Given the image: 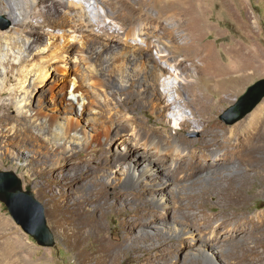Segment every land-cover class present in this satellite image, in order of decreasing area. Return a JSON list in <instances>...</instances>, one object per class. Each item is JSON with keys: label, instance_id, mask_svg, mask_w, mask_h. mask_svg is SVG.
I'll list each match as a JSON object with an SVG mask.
<instances>
[{"label": "rangeland", "instance_id": "1", "mask_svg": "<svg viewBox=\"0 0 264 264\" xmlns=\"http://www.w3.org/2000/svg\"><path fill=\"white\" fill-rule=\"evenodd\" d=\"M182 1L185 2L176 3L173 9L181 12V22L187 27L189 39L192 38L194 43L191 46L179 44L177 48L160 46L168 51L170 49L172 54L177 53L175 61L193 59L198 66L205 65L200 67L206 78L192 90L174 84L177 92L171 90L167 100L175 101L181 111L175 116L172 115V105L165 111V116L160 117L153 105L161 103L151 99H148L147 106L136 109V115L163 132L168 129L163 126L164 120L174 132L181 115L192 117L191 111L199 107L193 102L200 101L204 103L201 106L206 105L202 114L204 127L193 124V127H183L181 132L198 146L202 142L200 129L215 125L218 138L212 148L221 152L222 144L227 142V129L235 128L236 138L242 140L245 125L264 105L263 98L249 114L231 125L220 119V115L234 105L249 86L264 79V0ZM108 4L117 12L118 24L148 20L151 22L149 32L155 30L162 39L169 41V25L165 20L167 7L154 6L149 0H108ZM26 6L30 10L31 4ZM27 14L30 15V12ZM92 18L96 21L95 16L92 15ZM187 23L193 26L189 28ZM18 27L7 11L0 12V33L15 36ZM95 29L98 32L99 26ZM109 29L120 31L117 24L110 25ZM45 32L54 33V30L45 28ZM128 42L145 46L140 40L129 39ZM121 43L123 41L118 40L111 44V49L117 54L116 61L123 59ZM64 44L70 46L69 51L62 59L51 56L50 66L45 69L51 72V76L40 78L35 73L27 74L28 80L21 91H11V88L16 86V71L22 64L10 66L12 53L4 63L0 59L3 74L7 67L12 69L7 76L10 82L5 88L1 83L7 77L0 75V171L14 172L22 180L23 188H29L41 202L55 240L52 247L38 245L12 220L5 205L0 202V264H264V258L260 260L246 247V244L252 243L254 235L247 231L250 225L242 226L238 219L241 215L249 216L255 224L257 217L262 215L264 190L259 180L254 177L249 187L240 193L245 201L236 202L228 192H221L218 199L211 194L203 200L201 188L195 186V179L178 183L177 187L188 186L181 194L173 180L142 176L145 163L130 164L135 159L124 158L122 138L114 133L119 124L114 125L109 118V112L116 113V101L120 99L116 89L108 87L105 90L109 104L104 102L103 94L96 91L99 105L92 107L102 111L90 116L96 119L94 123L87 122L88 113H77L81 108H88L86 104L79 106L75 103L73 107H65L63 103L74 98L69 89L65 91V96L57 95L65 81L58 73L62 68L69 70L68 75H71L65 83L75 81L77 84L74 76L78 75L82 83L89 87L88 69L81 55L87 47L85 39L73 34V38L54 42L41 52H33L29 63L39 61L40 56L51 55L55 48ZM207 48L211 50L207 52ZM156 52V49H151L148 56L163 64ZM100 53L102 57L106 51ZM163 65L173 70L165 63ZM23 70L24 75L27 70ZM74 93L79 96L82 92L76 88ZM10 94L14 98L12 103L8 101ZM22 98L24 100L19 105ZM76 127H85L86 130L76 133ZM64 129L67 130L66 135L63 134ZM248 129L253 132L252 127ZM122 133L128 134L126 131ZM195 146H189L188 151L200 152ZM105 155L116 157L115 166L103 169L101 160ZM138 158L142 161V155ZM234 163H239V159ZM151 168L155 169L154 166ZM126 174L135 179L128 189L123 188L125 179L128 181ZM209 176L213 175L204 174V177ZM229 202L234 208L230 213L223 214L221 209ZM145 206L151 209L147 210ZM156 207L158 214L174 218L179 223L169 224L167 221L168 226L162 227L157 222L158 217L150 222L147 218L152 217L150 214L156 215ZM146 215L147 225L142 223ZM184 215L188 216L186 221H183ZM209 239L217 241L222 249L235 257L226 260L218 256V248L215 252L208 245L204 248L205 255L211 258L203 261L195 245L199 246Z\"/></svg>", "mask_w": 264, "mask_h": 264}, {"label": "bare ground", "instance_id": "2", "mask_svg": "<svg viewBox=\"0 0 264 264\" xmlns=\"http://www.w3.org/2000/svg\"><path fill=\"white\" fill-rule=\"evenodd\" d=\"M149 2L154 6L160 5L168 8L165 13V20L169 25V41L167 42L155 30L154 32H149L148 28L151 22L148 20L118 24L116 22L118 19L117 12L108 7V0H88V2L84 0H0V12L7 11V15L13 23L19 25L15 29V36L0 33L1 61L4 63L9 58L8 55L12 53V64L10 66L22 64L16 71V86H13L11 91H16V89L21 91L24 89L26 80H28L27 74L31 73L30 75H34L35 73L40 78L42 76L44 78L51 76V72L48 73L45 70L50 66L51 56L55 55L62 59L64 53L69 51L70 46L65 44L59 46L50 53L51 55L40 56L39 61L29 63L33 52H41L43 48L51 46L54 42H61L65 38H73V34H78L85 39L87 44L85 51H81V55L88 69L87 84L89 87L82 83L78 75H73L77 84L75 81L72 84L65 83L71 77L70 74V76L68 75L69 70L67 71L66 68L58 70L61 78H65V81L63 82V87L58 89L57 95L65 96V91L69 89V94L74 97L69 98L63 103L65 107H73L75 103L79 106L86 104L88 108H81V111L77 113H88L87 122L94 123L96 119L90 116L97 115L102 111L101 108L100 110H95L92 107L93 105H99L95 97L96 91H100L103 94L104 102L109 104L105 90L108 87L116 89L120 99L116 101V113L112 114L109 112V118L114 125L119 124L114 128V133L116 137L122 138L121 144L124 145L122 148L124 150V158L126 157L127 160L135 159L130 161V164L134 162H138V164L141 162L145 163V171L142 176L146 175L150 179L156 180H173L176 183V187L179 182L195 179V186L201 188L203 200L211 194H215L218 199L222 194L221 192H228L234 201L243 202L245 201V197L240 193H243L244 189L249 187L254 177L259 180L260 187L264 190V105L252 115L248 124L245 125L244 138L242 140L238 141L236 138L238 136H236L237 132H235V128L227 129V142L222 144L221 152H217V149L214 150L212 148L218 138V131L215 125L208 126L203 130L200 129L202 142L198 146H195L194 142L187 139L181 132L183 127H193L196 124H201L204 127L202 124L204 116L202 114L206 110V105L201 106L204 103L200 101L193 102L199 107L196 108V111H191L192 117L181 115V121L178 123L179 126H176L177 128L174 132H171L169 123L164 120L163 126L168 129H165L163 132L155 126L149 125L137 118L136 109H139L141 106H147L148 102H150L148 99L157 100V103L165 104L164 106L161 104L153 105L154 110H157L160 117H164L165 111L171 108L172 105H174L172 107L174 112L172 115L175 116L181 111L175 101L168 102L167 100V96L170 95L171 90L177 92L176 86L188 87L192 90L193 86L200 85L204 81V78H206L203 74L204 71L201 69L202 67H200L203 64L198 66L193 59L175 61L174 56L178 54H172L170 49L169 51L167 50L168 47L177 48L179 44L191 46L194 43L192 38L189 39L190 33L186 29L187 27L181 22V12L173 9L176 3L180 5V3H184L185 1L149 0ZM27 3L31 4L30 10H27ZM9 5L10 11L7 8ZM184 7L187 8L186 6ZM27 12H30V15ZM92 15L96 17V21L93 20ZM112 24L119 25L120 31L117 32L115 29H109ZM23 25L25 27H22ZM96 26H99L98 32L95 31ZM173 26L176 28H171ZM186 26L191 28L193 25L187 23ZM45 28H52L54 33L48 34L45 32ZM155 29L157 30V28ZM2 38H4L3 42L1 41ZM129 39L140 40L145 46L142 47L138 43L131 44L128 42ZM118 40L123 41L121 47L123 46L124 51L122 50L123 59H120L121 61H116L117 54L111 49V44ZM12 43H15V45H12ZM161 44L167 48L161 47ZM41 46L42 49H39ZM151 49H156L159 59L173 70L164 66V63L160 64L157 60L148 56ZM210 50V48H207V52ZM104 51H106L105 55L100 57V52ZM142 53H146V56L141 55ZM205 57L206 55L203 56V59ZM25 65L28 68H25ZM23 69L27 70L24 75ZM11 70V67H7L4 74L0 71V75L2 74L7 77L11 73ZM74 71L76 72L77 70L75 69ZM9 82L10 80L7 77L6 81L4 80L1 83L2 88H5ZM76 88L81 90V95L78 96L74 93ZM135 89H137L136 92ZM228 95L230 96L229 93ZM85 98L87 101H85ZM13 99V95L10 94L9 103H12ZM23 100L22 98L20 102L17 101L18 104L21 105ZM122 111L125 113H118ZM250 127H252L253 132L248 129ZM77 128L79 127H76V130H74L76 133H78V130L80 132H85L86 130L85 127ZM123 131L128 132V134L125 135L122 133ZM70 132L68 131V133ZM63 134H67L66 129H64ZM251 135L252 139L250 140ZM191 145H194L201 151H188ZM186 148L187 152H185ZM139 155H142V161L139 160ZM236 159H239V163L237 164L234 163ZM101 161L103 169H106V167L115 166L117 159L115 156L105 155ZM131 166L135 168L134 165ZM152 166L155 169H152ZM204 174L213 176L204 177ZM126 177L128 181L125 179L123 188L128 189L133 186L135 179L129 178L128 174H126ZM177 188L178 192L183 194L188 189V186ZM145 207L147 210L151 209L150 206ZM232 208H234V205L229 202L221 211L223 214H228L232 211ZM155 212L156 215L150 214L152 217L147 218L150 222H154V218L158 217L159 220L157 222L162 227L168 226L167 221H169V224L179 223L174 218L173 220L167 216L158 214V207L155 208ZM233 213L235 212L233 211ZM147 215L143 219L142 223L144 224L148 222V220H145ZM261 216L257 217L255 224L252 217L241 215L238 218L241 220L242 226L250 225L247 231L254 235L252 243L246 244V247L248 246L251 253L259 257L260 260L264 258V211ZM183 218V221H186L188 216L184 215ZM207 242L201 243L199 246L195 245V248L199 250L198 255L201 256V259L203 258V261L207 262L206 259L208 257L211 258L210 255H205L204 248L208 245L215 252H217L218 248L219 255L217 253L216 255L226 260L235 257L230 252L222 249L217 241L209 239ZM191 261L193 262V260Z\"/></svg>", "mask_w": 264, "mask_h": 264}, {"label": "water", "instance_id": "3", "mask_svg": "<svg viewBox=\"0 0 264 264\" xmlns=\"http://www.w3.org/2000/svg\"><path fill=\"white\" fill-rule=\"evenodd\" d=\"M263 98L264 79H260L249 86L235 104L220 115V119L226 124H234L249 114ZM0 202L5 205L12 220L38 245H54L43 205L29 188H23L22 180L12 171H0Z\"/></svg>", "mask_w": 264, "mask_h": 264}]
</instances>
